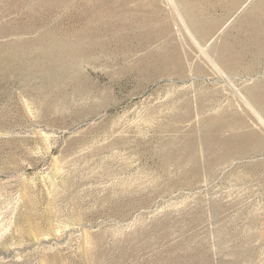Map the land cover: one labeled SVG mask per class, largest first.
I'll return each mask as SVG.
<instances>
[{
  "label": "rangeland",
  "instance_id": "rangeland-1",
  "mask_svg": "<svg viewBox=\"0 0 264 264\" xmlns=\"http://www.w3.org/2000/svg\"><path fill=\"white\" fill-rule=\"evenodd\" d=\"M237 1L0 0V264H264V0ZM61 35L96 52L50 65Z\"/></svg>",
  "mask_w": 264,
  "mask_h": 264
},
{
  "label": "bare ground",
  "instance_id": "bare-ground-1",
  "mask_svg": "<svg viewBox=\"0 0 264 264\" xmlns=\"http://www.w3.org/2000/svg\"><path fill=\"white\" fill-rule=\"evenodd\" d=\"M240 1H242V0H240ZM237 2H238V4L242 3V2H239V0ZM194 5H196V4H194ZM189 18L192 21V23L194 24V26L197 29V31H199V34L201 33L200 30H202L204 35L211 33V27H210V25H207L206 22H203V20L202 21L199 20L192 13L189 14ZM212 28H213V26H212ZM61 36L51 37L54 44L51 45V46H48V52L49 53L52 52V56H53V57L49 58L50 65H54V62H56V61H59V62L65 61L66 63H68V65L74 66L76 68V66H77V64H79V62H81V61H89L91 59V55L96 52L95 51L96 48H94L93 44L86 46V44L84 43L85 41L83 42L82 40H80V41L73 42V40L70 37H68V36L67 37H63V36L61 37ZM220 58L222 59V57H220ZM77 69H79V68H77ZM77 75L72 76V79L75 80L78 83L79 82V79H78L79 75L78 76Z\"/></svg>",
  "mask_w": 264,
  "mask_h": 264
}]
</instances>
